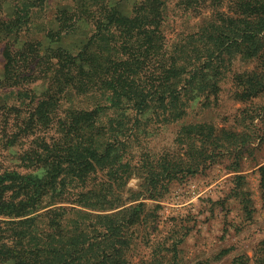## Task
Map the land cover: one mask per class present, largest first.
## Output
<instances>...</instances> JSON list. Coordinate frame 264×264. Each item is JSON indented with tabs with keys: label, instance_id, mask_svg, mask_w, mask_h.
Instances as JSON below:
<instances>
[{
	"label": "trees",
	"instance_id": "1",
	"mask_svg": "<svg viewBox=\"0 0 264 264\" xmlns=\"http://www.w3.org/2000/svg\"><path fill=\"white\" fill-rule=\"evenodd\" d=\"M167 2L142 0L134 17H107L115 29L96 51H57L62 66L54 80L60 85L17 115V128L24 121L17 134H10L12 124L0 135L5 150L0 153V264H126L128 226L138 213L118 223L115 215L87 212L119 207L112 192L99 193L97 172L114 171L125 183L130 175L145 178L168 165L146 150L143 161L128 163L130 146L119 139L125 127L122 108L132 106L138 120L153 117L156 128L172 123L181 115L178 94H203L215 79L210 60L215 64L239 50L253 58L264 47V0H179L194 16L198 6H210L215 15L165 52L161 23ZM27 20L19 16L5 37ZM3 57L5 77L14 80L30 55L22 49ZM145 75L150 79L141 80ZM263 78L255 72L250 82L258 87ZM182 127L193 131L197 125ZM119 146L125 156L110 159ZM115 181L107 179V186Z\"/></svg>",
	"mask_w": 264,
	"mask_h": 264
},
{
	"label": "rangeland",
	"instance_id": "2",
	"mask_svg": "<svg viewBox=\"0 0 264 264\" xmlns=\"http://www.w3.org/2000/svg\"><path fill=\"white\" fill-rule=\"evenodd\" d=\"M141 1L0 0L1 139L12 124L16 128L12 126L10 134H17L24 122L17 128V115L35 106L48 88L60 85L54 80L62 66L57 51H96L115 29L106 18L134 17ZM210 8L198 6L194 16L179 0H168L161 23L162 50L172 52L181 37L195 34L201 21L215 15ZM22 15L27 22L5 37ZM119 34L116 31V37ZM22 49L30 55L28 63L9 80L3 52L7 56ZM238 52L241 55H225L215 64L210 60V77H216L203 94H178L175 106L181 115L174 122L156 128L159 121L138 120L132 106L119 113L125 125L119 139L130 146L128 163L143 161L141 151L146 150L168 165L166 171L145 178L130 175L125 183L114 171L97 172L99 193L112 192L119 207L87 212L115 215L118 223L138 213L128 226L126 264L264 263V78L258 87L250 82L255 72L259 78L264 74V47L253 58L247 51ZM188 124L197 127L182 129ZM52 125L56 127V119ZM2 148L0 141V153ZM123 156L121 147L110 159ZM111 178L117 181L108 187Z\"/></svg>",
	"mask_w": 264,
	"mask_h": 264
}]
</instances>
